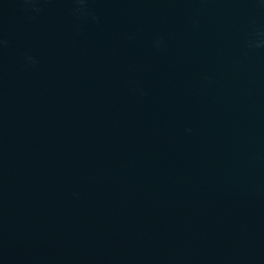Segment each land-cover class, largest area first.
Wrapping results in <instances>:
<instances>
[{"label": "water", "instance_id": "water-1", "mask_svg": "<svg viewBox=\"0 0 264 264\" xmlns=\"http://www.w3.org/2000/svg\"><path fill=\"white\" fill-rule=\"evenodd\" d=\"M0 264H264V0H0Z\"/></svg>", "mask_w": 264, "mask_h": 264}]
</instances>
